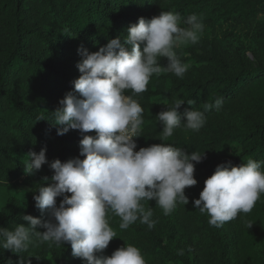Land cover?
Here are the masks:
<instances>
[{
    "label": "trees",
    "instance_id": "obj_1",
    "mask_svg": "<svg viewBox=\"0 0 264 264\" xmlns=\"http://www.w3.org/2000/svg\"><path fill=\"white\" fill-rule=\"evenodd\" d=\"M122 9L130 10L131 14L119 13ZM161 11L178 12L184 18L197 15L207 28L229 20L246 23L264 11V0H0V184H9L24 177L31 184L34 197L39 194L40 186H48L51 182L45 177L50 178L54 174L49 167L52 161L85 158L80 155L82 135H75L72 129L58 135L57 126L53 124V112L66 94L72 93L80 98L73 84L81 75L77 67L81 60L78 48L83 46L89 52H96L111 39L119 37L123 41L128 28L138 23L139 18L150 20ZM212 45L200 39L195 45L175 50L181 61L188 64L194 59L208 60L206 55ZM200 52L202 54L199 55ZM160 62L163 65L167 60L161 58ZM164 80L171 81L174 86L167 88ZM181 80L167 72L158 77L153 75L147 91L135 97L144 109V124L141 137H136L135 151L165 143L187 154L204 152L205 158L200 163L193 162L197 185L185 189V194L191 192L189 203L185 206L178 204L167 219L172 227L182 229L193 241L205 233L210 234L213 245L196 246L200 253L198 264H222L216 248L217 245L224 246L219 229L209 225L208 215L200 213L193 202L199 198L205 180L213 175L218 165L231 162V166L238 167L249 158L264 161V64L205 84H185ZM126 94L131 95V92ZM246 95L256 104L249 106L246 103L244 108L239 107V102ZM177 99L185 102L178 110L181 114L193 108L204 112L207 121L214 113L228 111L239 119L241 117L243 122H226L222 128L208 125L190 136L187 135L191 130L180 127L168 140H161L162 125L156 115L174 105ZM216 99L223 100L220 111L215 108L205 111L204 104L214 103ZM188 101H193V104L188 105ZM41 116L45 120L38 121ZM181 122H186L183 115ZM92 133L94 136L95 131ZM232 144H236L240 152L227 154L222 163L217 162L221 149ZM45 147L47 163L40 170L26 173L24 161L31 162L28 153H39ZM263 197L259 200L262 203ZM60 200L62 197L57 198V206ZM152 206L156 208L155 204ZM260 206L257 204L256 212L264 214V206ZM24 215L38 218L42 223L49 219L48 211L41 212L34 200L28 209L21 205L13 212L0 215V228L11 230L15 225L29 226L22 219ZM153 219L157 221L153 229L146 224L135 225L132 227L134 232L129 231L126 239L128 244L141 250L146 264H161L162 256L168 257L171 264H194L167 247L164 238H167L168 226H163L158 216ZM108 220L110 227L120 230L118 216L109 213ZM35 230L45 231L40 226ZM254 233V256L245 264H264V231L260 229ZM117 237L115 242L120 241L122 235ZM39 247L45 250L48 261L40 262ZM39 247L30 246L27 252L19 255L0 248V264H18L24 257L30 259L31 264H77L71 263L74 257L70 244L65 243L58 248Z\"/></svg>",
    "mask_w": 264,
    "mask_h": 264
},
{
    "label": "clouds",
    "instance_id": "obj_2",
    "mask_svg": "<svg viewBox=\"0 0 264 264\" xmlns=\"http://www.w3.org/2000/svg\"><path fill=\"white\" fill-rule=\"evenodd\" d=\"M203 31L204 24L197 15L184 18L178 12L161 11L150 20L139 18L128 28L123 41L119 37L111 39L96 52L78 48L81 75L73 84L80 98L66 94L53 112V124L58 135L70 129L80 132V155L85 158L66 162L56 159L50 163L54 174L45 180L51 182L40 186L39 194L33 197L41 212L48 211L49 219L42 223L24 215L22 219L29 226L0 228V248L19 255L30 246L67 243L72 256L82 258L85 264H146L141 250L131 244L116 249L111 256L97 255L117 237L108 214L120 218L121 230L137 221L153 229L157 221L152 219V208L145 204L155 200L165 216L178 204L187 205L185 189L198 183L193 162L200 163L205 155L197 151L187 154L165 143L135 151L134 138L141 137L144 124V109L135 97L147 91L153 75L171 72L183 79L190 65L181 61L175 49L197 44ZM161 58H166L167 63L162 65ZM183 104V99H177L156 115L162 125L161 140H168L180 127L198 132L205 126L204 112L191 108L181 114L178 110ZM187 104L192 105L193 101ZM222 105L223 100L216 99L205 103L204 109L220 111ZM181 115L185 123L181 122ZM40 120L45 118L38 117ZM93 130L94 136L85 135ZM28 156L31 162L24 161L28 174L47 163L46 147L39 153L30 151ZM262 195L264 161L249 158L238 167L231 166V162L218 165L205 180L193 206L208 215L210 226L219 228L241 213H250ZM58 197L62 200L57 206ZM252 225L248 224V228ZM37 226L45 231H36ZM18 264H31V260L24 257Z\"/></svg>",
    "mask_w": 264,
    "mask_h": 264
},
{
    "label": "rangeland",
    "instance_id": "obj_3",
    "mask_svg": "<svg viewBox=\"0 0 264 264\" xmlns=\"http://www.w3.org/2000/svg\"><path fill=\"white\" fill-rule=\"evenodd\" d=\"M118 7L119 5L115 6V8ZM118 12L122 14H131V11L127 9H122ZM200 39L209 42V44H213L209 47L208 54L206 55L208 60L197 61L194 59L189 61L188 65H190V67L181 80L182 83L205 84L215 78L233 77L243 69H256L264 64V11L251 18L246 23L229 20L222 22L219 26L204 28ZM188 46H191V44L177 47V49L180 50ZM200 54L202 53L200 52L199 55ZM185 57L189 58V55H185ZM164 82L167 88L174 86L171 81L164 80ZM239 103V107L243 108L246 103H248L249 106L256 104L251 100L249 95H246ZM226 122L242 124L243 121L241 117L239 119L235 114L229 113L228 111H221L210 115L204 127L210 125L222 128L226 125ZM204 127L200 130L204 129ZM200 130L198 132L191 131L187 136H190V134H198ZM74 133L77 135L80 132L75 130ZM85 135H93V133L89 132L85 133ZM197 137L199 139L202 138L199 135H197ZM239 152L240 148L236 144L224 147L218 154L217 162L222 163L227 154H236ZM33 194L31 184L25 181L24 177L19 181L9 184H0V215L13 212L17 206L21 205L25 206L26 209L30 208L34 203ZM186 196L190 198L191 192H187ZM259 200L250 213H241L236 219L226 222L222 227L218 228L224 244V246L217 245L216 247L219 257H221L222 264H245V262L248 263L253 259L254 250L256 248L254 246V231L260 229L264 231V214H258L256 212L257 204L264 206V197L263 203ZM152 204H155L156 208H154ZM146 205L152 208L153 217H160L163 226H168V235L167 238H164L167 247L176 254L182 251L181 255L183 257L187 258L191 263L198 264L200 261V253L196 251V246L197 244L213 245L210 234L205 233L196 237L193 241L182 229L172 227L169 219H167L171 214L165 216L162 209L156 205L155 200L150 201V203L147 202ZM261 223H263V225L259 227ZM140 224L141 223L137 221L126 230L120 229L116 231L113 228L117 235H122V238L118 242L114 240L118 237L114 238L110 241L108 248L101 253H97V255L101 256L102 254H107V256H111L113 251L126 246V244H128V241H126L128 237L127 233L129 231L133 233L135 229L132 227ZM248 224L253 225L248 228ZM163 236L165 235L163 234ZM42 245L45 247L48 246L46 243ZM58 247L60 246L54 245L50 248ZM37 253L40 254V262H43L45 259L47 261L49 260V257L44 254L45 250L42 247L37 249ZM71 263L85 264V261L82 258H73V260L71 259ZM161 264H171L170 259L166 256H162Z\"/></svg>",
    "mask_w": 264,
    "mask_h": 264
},
{
    "label": "built area",
    "instance_id": "obj_4",
    "mask_svg": "<svg viewBox=\"0 0 264 264\" xmlns=\"http://www.w3.org/2000/svg\"><path fill=\"white\" fill-rule=\"evenodd\" d=\"M136 140V138H134Z\"/></svg>",
    "mask_w": 264,
    "mask_h": 264
}]
</instances>
